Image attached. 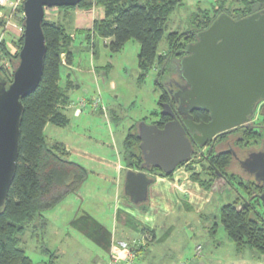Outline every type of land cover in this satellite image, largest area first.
Segmentation results:
<instances>
[{
  "label": "rangeland",
  "instance_id": "374dc122",
  "mask_svg": "<svg viewBox=\"0 0 264 264\" xmlns=\"http://www.w3.org/2000/svg\"><path fill=\"white\" fill-rule=\"evenodd\" d=\"M24 1L20 0V11ZM183 1L184 4L172 14L167 32L176 30L183 34L196 29L193 14L201 12L199 9H212L219 0ZM225 2V7L229 10L235 11L245 6L242 0H225ZM81 10L47 8V18L63 23L70 32L77 35L72 46L76 66L73 77L79 86L71 92V96L74 105L82 109L79 116L74 114V109L67 110L66 113L71 118L70 124L66 127L48 124L49 129L56 128L58 133L51 135L48 129L47 134L51 135L53 141L67 143L77 160L80 159L78 155H85L103 163H107V160L117 163L116 151L124 149V139L128 129L134 124L138 128V124L145 117H147V123H152L154 120L152 113L161 108L158 101L162 89L156 86L160 67L151 69L144 81H140L138 65L140 42L131 39L119 52H112L107 46L109 41L99 35L89 44L84 38L85 34L83 36L81 33H75L77 22L84 25L85 17L88 16L86 11ZM21 12L24 18V11ZM92 12L94 15L98 14V6L95 5ZM23 26L22 21L21 27ZM21 31L23 35L24 29L21 28ZM11 42L7 50L13 59L0 50V68L2 72L12 76L19 62V57L17 59L14 56L20 52L21 48L18 39ZM167 48L168 42L165 35L159 44V51L165 52ZM95 68L98 69L97 73L93 71ZM66 72L67 69L63 67L62 79L64 76L66 78ZM87 89L88 92H86ZM81 97L85 99V105H81ZM99 99L100 104L104 103L105 111L94 106V102ZM76 137H79L78 141ZM248 137L253 138L254 135L249 134ZM52 140L50 142H53ZM224 144L226 143L219 145L220 148ZM246 146L251 147L252 143L248 142ZM109 150L110 156L103 153ZM203 151L206 152L207 148H203ZM183 165L176 168L172 178L150 171L154 180L150 183L151 197L147 201L149 214H146L148 211L145 208H141V203H135L124 192L120 198H110L113 195V193L110 194L112 186H109L108 194H103V190L98 187L109 185L110 180L100 177L98 173L88 172L89 183L84 181L80 188L66 193L52 208L42 211L48 218L47 224L37 219L36 225L30 224L25 233L20 234L22 247L35 264H46L45 262L50 259L46 248L57 254L58 264H93L94 262L90 259L91 256L94 258L91 239L101 245L109 246L114 233L113 220L110 219L109 214L117 209L118 200L120 205L122 203L130 205L125 208L127 210L125 214L136 226L137 234L141 233V225L153 229L157 224L158 237H163L159 243L164 242L159 246L162 249L167 244L172 246L171 255H173L174 264L183 263L187 256L195 258L194 249L199 243L209 245L215 239L234 245L222 225L221 209L223 205L238 197L239 184L236 180H232L221 187L207 188L194 180L193 172H203L204 178H211V172L207 171L208 162L202 158L200 152ZM233 169L235 168L230 164L226 171L230 173ZM216 180V185L222 182L225 184V179L222 177ZM87 187L88 191H86ZM60 191L64 189H60L59 193ZM244 194L248 197V193ZM124 197H126V203L123 201ZM247 197L245 199H248ZM119 219L115 226L118 232L121 217ZM167 229H170L169 232L163 236L162 233ZM198 248L201 247L198 246ZM224 248L229 247L224 246ZM179 249L181 252L177 251ZM206 253L207 250L204 256ZM228 255L232 256L231 252ZM207 258L210 257L207 255ZM136 262L137 258L131 264Z\"/></svg>",
  "mask_w": 264,
  "mask_h": 264
},
{
  "label": "trees",
  "instance_id": "16d2710c",
  "mask_svg": "<svg viewBox=\"0 0 264 264\" xmlns=\"http://www.w3.org/2000/svg\"><path fill=\"white\" fill-rule=\"evenodd\" d=\"M242 3L244 8L235 11L225 7V0H219L212 9H199L201 12H195L192 17L197 28L183 34L176 30L167 32L168 22L172 14L184 4L183 0H83L75 6L59 8L86 11L88 16L85 17V23L81 25L77 22L76 31L86 32L90 41L97 35L110 38L107 46L112 52L122 50L131 39L140 42V81H144L151 69L160 67L156 86L162 89L158 101L161 108L152 113V123L163 127L171 120V117L162 113V103L169 100L164 84L171 76L177 75L176 60L186 54L185 49L189 43L197 40V33L207 29L222 12L228 11L235 18L245 17L252 14L255 3L264 6V0H242ZM95 5L99 13L94 15L92 9ZM21 11H24L23 7ZM3 25L4 21L0 19V28ZM43 30L47 48L43 74L37 89L22 99L24 110L17 167L5 204L0 209V264H35L22 247L20 234L25 233L28 226L37 219H42V211L52 208L66 193L80 188L88 177L84 166L69 159L70 152L65 145L60 141L50 142L45 132L48 124L66 127L70 123L63 106L70 101L67 90L71 88L72 82L62 88L60 81L62 68L65 64H72L74 59V36L63 23L46 18ZM165 35L168 48L160 52L159 44ZM18 41L21 48L23 35ZM0 50L13 59L5 41H0ZM14 57L18 59L19 52ZM12 76L0 68V78L10 83ZM193 116L199 120L207 118L208 113L198 110L193 112ZM143 121L147 122V117ZM135 125L128 129L123 156L129 168L141 169V140ZM231 160L228 154L214 158L211 160L213 168L210 170V179L204 178L203 172H193L192 178L207 188L224 186L228 181L235 180L234 174L226 171ZM150 171L163 176L172 175L159 168H151ZM220 177L225 179V184L222 182L216 185V179ZM242 186L246 192L250 189L249 183H242ZM60 189L64 191L59 193ZM221 220L239 252L249 248L259 255L264 254V217L256 213L250 204H245L237 197L222 206ZM135 248L139 253L140 249ZM46 251L50 259L45 263L57 264V254L47 248Z\"/></svg>",
  "mask_w": 264,
  "mask_h": 264
},
{
  "label": "water",
  "instance_id": "95a60500",
  "mask_svg": "<svg viewBox=\"0 0 264 264\" xmlns=\"http://www.w3.org/2000/svg\"><path fill=\"white\" fill-rule=\"evenodd\" d=\"M82 1L23 3L24 34L19 62L10 83L0 78V209L17 167L22 99L37 89L43 74L46 9L75 6ZM252 10V14L237 18L224 11L207 29L199 31L197 40L186 46L188 54L179 60V77L190 86H180L179 108L162 103V113L171 117L163 127L145 121L138 124L143 163L141 170L129 169L125 181V192L135 203L149 197L153 178L144 169L159 168L172 174L180 164L192 159L194 142L203 146L217 135L247 124L258 101L264 98V8L255 3ZM196 110L208 112L211 120L195 122L192 113ZM179 113L185 116L182 120L177 117ZM260 197L264 201V192Z\"/></svg>",
  "mask_w": 264,
  "mask_h": 264
},
{
  "label": "crops",
  "instance_id": "0c3cea01",
  "mask_svg": "<svg viewBox=\"0 0 264 264\" xmlns=\"http://www.w3.org/2000/svg\"><path fill=\"white\" fill-rule=\"evenodd\" d=\"M18 1L19 0H0V8H1L0 19L4 21L3 27L0 28V41H5L7 44V48L10 46V43H12L11 41L13 40L16 41V39L19 40V38L22 36V33H23L20 28L22 24L23 15H22V12L19 10L20 9L19 7L21 6H19L20 3L17 4ZM46 13H47V9H46ZM45 17H46V14H45ZM46 19L51 20V21H56L53 19H49L47 17ZM76 29L77 28L75 26V31ZM75 33L76 34L81 33L83 34V36L85 34L84 38L87 40L89 44L91 43L90 39H88L89 37L86 32H81L78 30ZM73 36L75 40V38H77V35L73 33ZM104 39L109 42L111 40L110 38H104ZM91 40L93 41L92 38ZM64 63H65V57H64ZM64 67L65 69H67V72H66L67 74H66V78L64 76V79H61L60 85L62 88H65L67 87V85H69L71 81L72 86L69 90H67V93L70 96V101L67 105L63 106V110L66 113L67 110L74 109V114L76 116H79L82 113V109L74 105V101L71 96V92L77 89V87L79 86L78 82H75V78L73 77L74 76L73 70L76 68L74 59H73L72 64H65ZM93 71L97 73L98 69L95 68ZM88 91L89 90L87 89L86 92ZM83 100L85 99L81 97V101ZM70 121H71V118H70ZM48 129L49 128L47 125L46 130H45L46 134H47ZM49 131L51 135L58 133V130L56 128L49 129L48 132ZM50 134L49 135L47 134V136L49 137V140H52ZM76 138H77L76 141H78L79 137H76ZM60 142H62L65 145V147L68 149V151L70 152V156H69L70 160L81 164L87 169L88 172L98 173L100 177H103L106 180L108 179L110 180L111 183L109 185H103V186L98 187L101 190H103V194L104 193L108 194L109 186H112V191L110 192V194L113 193V195H111L110 198H120L122 195H124V193H126L125 192L126 174H127V171L132 168H129L126 165V162L123 156L124 149L122 151L121 150L116 151L117 152V163L110 161V160H107V163H103V162L97 161L94 158L90 159L89 157L85 155H78L80 159L77 160L73 156V153L71 152L72 150H70V147L67 145V143L63 141H60ZM103 153L107 156L111 155L110 150L103 151ZM181 166H184V165H180V167ZM134 169L141 170V169H136V168ZM144 171H146L148 176L152 178L150 170L144 169ZM156 174L159 175L160 173L156 172ZM173 175H174V172L172 173L171 176H164V177L172 178ZM85 181L89 183V176L87 177ZM86 191H88V187ZM150 197H151V192H150V185H149V197L145 201V203L142 202L140 204L142 209L145 208L148 211L147 201L150 200ZM125 198L126 197L123 198V201L126 203L127 201ZM119 203H120V200H118L117 209L115 211H112L109 214L110 219L113 220V225H114V229H113L114 233L112 235V241L111 243H109V246L108 244L106 246L101 245L99 244V242L97 241L95 242L93 239H91V243L93 244L92 249H93L94 258L91 256L90 259L94 262L93 264H109L111 260V256H117L120 259L125 260L128 257L129 249L134 246L140 249L139 250L140 252L137 255V262L135 264H174L172 260L173 255H171V251H173L172 246H169L167 244V246L163 249L160 248L159 246V245L164 244V242L159 243L160 241H162L163 237L162 238L158 237L159 227L157 226V224L155 225V227H153V229L141 225V233L137 234L135 230L136 226H134V224H132L129 221V217H127V215L125 214L127 213V210H125V208L130 207V205L123 204V203L122 205H120ZM159 213L160 212H158V214ZM146 214H149V211ZM160 215L164 216V214L162 213H160ZM119 217H121V224H120L121 226L118 232V228L115 226H117V221L120 220ZM141 217H144V216H141ZM41 221H42L41 223L43 224L48 223V218L43 212H42ZM34 224L36 225L35 222L33 223V225ZM137 226L140 227V225H137ZM169 230L170 229H167V231H164L162 233L163 236H165L169 232ZM78 232H80V230H78ZM147 232L153 235L152 241L147 242L145 240V234H147ZM83 235L85 236V234ZM220 241L214 239L213 241H211L209 245L207 244L202 245L201 243H199L198 245H196V248L194 249L195 258H192V257L188 258V256L186 257L185 255L186 261H184L181 264H208V263L209 264H264V254L259 255L255 250L249 249V248L239 252L235 244L232 245L230 242L226 243V242H222V241L220 242ZM198 246H200L201 248H198ZM224 246H228L229 248L225 249ZM206 250H207V253L204 256V252ZM177 251L181 252L180 249ZM230 252L232 256L228 255ZM207 255L208 257H210L209 259L207 258ZM57 259H56V263H57Z\"/></svg>",
  "mask_w": 264,
  "mask_h": 264
},
{
  "label": "flooded vegetation",
  "instance_id": "af4514ba",
  "mask_svg": "<svg viewBox=\"0 0 264 264\" xmlns=\"http://www.w3.org/2000/svg\"><path fill=\"white\" fill-rule=\"evenodd\" d=\"M179 60H176L177 75L171 76L164 84V90L169 95V100L165 103H169L173 109L179 108V102L182 98L178 94L180 86L190 88L186 84V81L179 77ZM177 117L182 120L185 116L179 113ZM193 119L197 123L209 122L211 120L209 113L207 118H199V120H196L193 116ZM249 134H253L254 137H248ZM188 135L192 137L193 133L188 131ZM224 142L226 144L220 148L219 145H223ZM248 142L252 143L251 147L246 146ZM205 147L207 148L206 152L203 151ZM194 148V155L200 152L202 158L208 162L209 169L207 171L209 172L213 168L211 163L212 159L223 154L230 155L232 157L230 164L235 168L230 173L234 174L235 180L239 184L237 188L238 197L242 198L245 204H250L256 213L264 217V201L260 197L264 192V98L258 101L255 109L249 116L247 124L239 126L232 131L219 134L203 146H199L194 142ZM242 183L250 184V189L247 192L244 191ZM244 193H248V197ZM245 197L248 199H245Z\"/></svg>",
  "mask_w": 264,
  "mask_h": 264
},
{
  "label": "built area",
  "instance_id": "2783aa9c",
  "mask_svg": "<svg viewBox=\"0 0 264 264\" xmlns=\"http://www.w3.org/2000/svg\"><path fill=\"white\" fill-rule=\"evenodd\" d=\"M19 3H20V0L17 2V4H19ZM21 28L24 29V26L21 27ZM100 99L96 100L94 102V106L95 107H100L102 110L105 111L106 107H105L104 103L100 104V101H101ZM84 103H86L84 100L81 101V105H85ZM145 240L147 242L148 241H152L153 240V235L151 233L147 232V234H145ZM137 255H138V252H137V250H136V248L134 246V247L129 249L128 257L125 260H122V259H120L117 256H113L112 259L110 260L109 264H131L137 258Z\"/></svg>",
  "mask_w": 264,
  "mask_h": 264
}]
</instances>
